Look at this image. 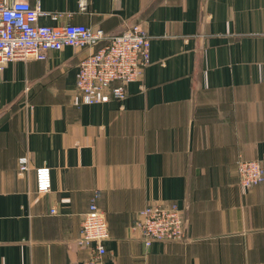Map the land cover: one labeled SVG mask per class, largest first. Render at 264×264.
Returning <instances> with one entry per match:
<instances>
[{"label":"crops","instance_id":"0c3cea01","mask_svg":"<svg viewBox=\"0 0 264 264\" xmlns=\"http://www.w3.org/2000/svg\"><path fill=\"white\" fill-rule=\"evenodd\" d=\"M26 1L39 25H140L150 64L123 99L80 106L87 51L0 71V264H85L76 241L93 201L109 231L104 264H264V182L244 190L236 176L242 160L264 170V0ZM149 204L183 211L184 242L144 246L133 226Z\"/></svg>","mask_w":264,"mask_h":264},{"label":"built area","instance_id":"2783aa9c","mask_svg":"<svg viewBox=\"0 0 264 264\" xmlns=\"http://www.w3.org/2000/svg\"><path fill=\"white\" fill-rule=\"evenodd\" d=\"M87 7L88 0L79 1L80 11H86ZM40 15L39 8L26 0L12 3L0 0V71L12 62L45 61L50 52H58L64 47L87 51L76 73L78 95L73 100L75 106L123 99L124 87L139 81L150 64V37L138 24L111 37L100 29L75 24L70 19L60 26L39 25ZM100 44L103 45L97 47ZM28 170V159L21 158L20 173ZM236 176L239 187L248 190L264 181V170L258 161H240ZM34 177L36 194H48L51 190L50 169L46 166L35 168ZM133 230L139 231L147 248L153 242L180 243L186 239L183 211L175 205H146L138 213ZM108 238L105 216L93 201L82 217L76 241L79 248L90 253L85 264H104Z\"/></svg>","mask_w":264,"mask_h":264},{"label":"trees","instance_id":"16d2710c","mask_svg":"<svg viewBox=\"0 0 264 264\" xmlns=\"http://www.w3.org/2000/svg\"><path fill=\"white\" fill-rule=\"evenodd\" d=\"M102 45H103V44H100V45L97 46V47H101ZM242 161H244V160H242ZM259 163H260V162H259ZM260 165H261V164H260ZM261 167H262V165H261ZM262 169H263V167H262ZM263 182H264V181H263ZM263 182H262V183H263ZM262 183H260V184H262ZM260 184H258V185H260ZM238 186H239V185H238ZM255 186H257V185H255ZM255 186H252V187H255ZM252 187H251V188H252ZM249 189H250V188H249ZM90 204H91V203H90ZM88 208H89V207H88ZM87 211H88V210H87ZM108 233H109V231H108Z\"/></svg>","mask_w":264,"mask_h":264},{"label":"water","instance_id":"95a60500","mask_svg":"<svg viewBox=\"0 0 264 264\" xmlns=\"http://www.w3.org/2000/svg\"><path fill=\"white\" fill-rule=\"evenodd\" d=\"M124 31H125V30H123V31H121V32H118V33H112L110 36H111V37H112V36H117V35L123 33Z\"/></svg>","mask_w":264,"mask_h":264}]
</instances>
